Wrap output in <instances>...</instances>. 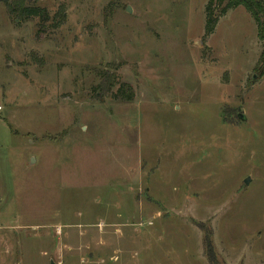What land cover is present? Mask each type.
Here are the masks:
<instances>
[{
  "label": "rangeland",
  "instance_id": "374dc122",
  "mask_svg": "<svg viewBox=\"0 0 264 264\" xmlns=\"http://www.w3.org/2000/svg\"><path fill=\"white\" fill-rule=\"evenodd\" d=\"M24 1L64 13L36 34L0 2V264H264L245 8L203 41L207 0ZM113 66L132 101L93 92Z\"/></svg>",
  "mask_w": 264,
  "mask_h": 264
},
{
  "label": "trees",
  "instance_id": "16d2710c",
  "mask_svg": "<svg viewBox=\"0 0 264 264\" xmlns=\"http://www.w3.org/2000/svg\"><path fill=\"white\" fill-rule=\"evenodd\" d=\"M6 7L8 13L17 19H38V29L36 34L42 33V29L47 23L54 21L56 16L60 19L63 18L64 11L56 13V16L50 17L47 8L36 5H26L24 0H0ZM204 8V35L202 40L210 36L220 18L229 9L236 6H242L253 17L256 24L257 39L262 42V50L255 61L254 75L261 77L264 75V3L260 0H207ZM57 22V21H56ZM56 27V26H53ZM109 66V65H108ZM96 77L98 78L97 84L93 87V92L99 90L101 93L98 95L101 99L102 94H107L110 98L119 102H130L134 99L133 87L129 83L120 81L117 74V68L113 66L110 70L94 69ZM206 235L205 239L207 247L211 248V238Z\"/></svg>",
  "mask_w": 264,
  "mask_h": 264
},
{
  "label": "water",
  "instance_id": "95a60500",
  "mask_svg": "<svg viewBox=\"0 0 264 264\" xmlns=\"http://www.w3.org/2000/svg\"><path fill=\"white\" fill-rule=\"evenodd\" d=\"M260 1H262L264 3V0H260ZM127 11L130 12V8L129 7H127ZM239 115H240V117H243L242 113H240ZM246 180H248V179H246Z\"/></svg>",
  "mask_w": 264,
  "mask_h": 264
}]
</instances>
